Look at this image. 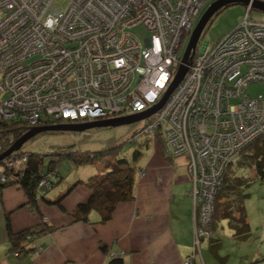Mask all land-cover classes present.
<instances>
[{
  "label": "built area",
  "instance_id": "built-area-1",
  "mask_svg": "<svg viewBox=\"0 0 264 264\" xmlns=\"http://www.w3.org/2000/svg\"><path fill=\"white\" fill-rule=\"evenodd\" d=\"M212 1L68 0L54 10L53 0H0V117L33 127L44 119L80 123L149 109L177 71L183 38ZM138 26L147 34L135 33ZM192 51L184 78L140 126L167 156L189 155L194 246L183 264H194L212 236L226 167L264 133V94L247 92L251 82H264V21L247 14ZM26 160L6 159L1 180L19 178ZM53 178L48 173L38 187H51Z\"/></svg>",
  "mask_w": 264,
  "mask_h": 264
},
{
  "label": "crops",
  "instance_id": "crops-1",
  "mask_svg": "<svg viewBox=\"0 0 264 264\" xmlns=\"http://www.w3.org/2000/svg\"><path fill=\"white\" fill-rule=\"evenodd\" d=\"M149 149L139 162L134 198L119 202L105 222L97 210L90 212L88 220L73 219L72 210L90 194L82 183L63 198L62 207L42 199L37 204L38 211L30 208L19 185L0 189V264H118L108 258L111 251L116 252L114 258L122 260L120 264H183L194 246L188 156L169 157L158 144ZM96 172L70 165L67 176L62 175L45 197L56 199L72 183L86 180ZM42 216L48 217L47 223L41 222ZM7 219L14 231L29 226L53 227L31 240L30 246H42L39 255L29 252L17 257L10 251ZM210 246V241L202 242L194 264H216L208 252L212 253ZM218 254L219 257L213 255L225 263L227 257Z\"/></svg>",
  "mask_w": 264,
  "mask_h": 264
},
{
  "label": "trees",
  "instance_id": "trees-1",
  "mask_svg": "<svg viewBox=\"0 0 264 264\" xmlns=\"http://www.w3.org/2000/svg\"><path fill=\"white\" fill-rule=\"evenodd\" d=\"M53 122L54 120L50 119L43 120L44 124H51ZM31 127L23 119L6 121L0 117V153L9 148L16 139ZM91 128H86L85 130ZM54 131L59 132L62 130ZM134 133L127 137L125 142H132L133 138L140 136V131L139 133ZM151 141V138L144 137L141 142H137V146L133 148L130 154L126 152L122 144L96 150H61L54 153L55 159L50 162L47 168H45L43 158L39 154L20 148L9 156L27 154L25 167L19 174L18 181L10 177L4 181L0 179V189L10 185H19L24 189L32 210L38 211L37 204L42 199L49 204H56L62 207L63 198L76 185L82 183L89 188L90 194L86 200L79 202L72 210L73 219L88 220L90 212L97 210L100 213L101 221L105 222L112 217V213L119 202L134 198L137 175L141 168L139 162L150 148ZM158 145L160 146L159 142ZM9 156L0 160V169L2 165L5 166L4 161ZM238 156L235 164L230 163L226 167L223 173L222 185L216 192L212 228L216 229L221 219L228 218L230 225L236 230V237L242 239L249 230V225L246 222L244 208L245 193L243 189L250 184L253 178L240 170L243 167H253L256 177L264 179V133L244 146ZM64 160H68L71 166L91 164L96 167L97 172L86 180L80 179L75 181L58 198L49 199L45 196L52 187L42 190L38 187V182L46 172H53L55 178L51 182L53 185H56L62 178V175H64L60 171L61 163ZM6 171L8 172L7 169ZM7 227L10 250L17 251L19 254L13 252L17 257H23L36 248L29 245L32 239L48 229H53L52 226L46 225L42 229L29 226L14 231L11 229L8 219ZM209 241L211 242L212 253L219 257L220 240H214L211 236ZM102 249L106 250V246L102 245ZM112 261L118 264L122 263V260L119 258L112 257Z\"/></svg>",
  "mask_w": 264,
  "mask_h": 264
},
{
  "label": "rangeland",
  "instance_id": "rangeland-1",
  "mask_svg": "<svg viewBox=\"0 0 264 264\" xmlns=\"http://www.w3.org/2000/svg\"><path fill=\"white\" fill-rule=\"evenodd\" d=\"M67 3L68 0H53L52 7L54 10L63 9L67 5ZM1 14H2V9L0 8V16ZM247 14L252 19L264 21L263 10L258 9L256 7H251L249 9L248 5L244 3H232L221 7L217 12H215L212 15V17L207 22L206 26L203 28L196 44L197 49L199 50L205 41L214 42L224 33L238 26L243 21V19ZM196 24H194V27L196 26ZM132 30L135 33H137L139 36H143L147 34V31L141 26L134 27L132 28ZM189 39H190V35L185 36L183 38V44L181 46L180 54H183ZM247 92L252 96L264 94V82H257V81L251 82L247 87ZM144 122L145 119H141L127 124L94 127L91 129H87V130L84 129L80 131H75V130H62L59 132L54 130L41 131L31 136L29 139H27L23 143L21 149L39 154L43 158L44 161L43 163L45 168H47V166L50 164L51 161H54L55 159L54 153H57L61 150L64 151L96 150V149L109 148L116 146L118 144H122L126 152L130 154L133 148L137 146L136 145L137 142L138 141L141 142V140L144 137L151 138L152 144L150 145V147H152L153 144H158L159 142V141H155L156 138H154V136L150 137L149 135L143 134L142 132H140V136H136L135 138H133L132 142H127V141L125 142V139L131 136L133 132L139 133L140 126L143 125ZM57 123H70V122H61L60 120ZM39 125H46V124L43 123ZM159 147L162 150V152L166 154L161 144ZM148 151H150V149H148ZM180 155H184V153ZM185 155L188 156V163H187L188 166L189 155L188 154ZM7 156L3 157L2 159L6 158ZM238 157L234 160V162H232V164H235V162H237ZM81 166H85L86 169L97 170L96 167L91 164H86ZM2 168H4V165H2L1 169ZM60 171L65 176H67V174L70 172V162L68 160L62 161L60 166ZM240 171L244 172L248 176H252L253 178L251 179L250 184L244 187L243 189L245 193L244 208L246 214V222L249 225V230L244 238L241 239L240 237H236L235 235L236 230L230 225L229 219L227 218L220 220L218 228L216 229L212 228V234H211L212 237L218 238L222 243V246L219 250L220 255L227 257L225 263H222L210 251H208L209 254L212 256L213 260L216 262V264H264V179H261L260 177H256V172L253 169V167H243L241 168ZM9 172L11 175V169L9 170ZM48 173L50 172H46V174H44L42 177L46 176ZM190 179L192 180L191 174H190ZM15 180L18 181L17 176H15ZM54 186L55 185L53 184L51 185V187ZM47 218H48L47 216H42L41 222L46 223L45 220L48 222ZM194 218H195V209H194ZM38 247L41 246H37L35 249H38ZM42 250L43 248L40 249L37 255H39L42 252ZM32 251L30 252L32 253ZM12 252L18 253L17 251H12ZM114 255H116V252H112L108 258H112L114 257Z\"/></svg>",
  "mask_w": 264,
  "mask_h": 264
},
{
  "label": "water",
  "instance_id": "water-1",
  "mask_svg": "<svg viewBox=\"0 0 264 264\" xmlns=\"http://www.w3.org/2000/svg\"><path fill=\"white\" fill-rule=\"evenodd\" d=\"M232 3H244L248 5V7L249 6L256 7L264 11V2L258 1V0H214L212 1L210 5L207 6V8L201 14L196 26L192 30L190 39L188 40L187 46L182 54L177 71L174 74L173 79L171 80L169 86L167 87V89L163 93V96L160 98L157 104L151 106L149 109L145 111H139V112H135L131 114L115 116V117H110V118H105V119L92 120L89 122L54 123V124L33 126L27 132L21 135L18 139H16L15 142L9 148H7L5 151L0 153V159H2L3 157L7 155H10L14 151L19 150L27 139H29L31 136L41 131H46V130L80 131V130H84L86 128H91V127H104V126L127 124V123L135 122L141 119H145L151 116L153 113H155L157 110H159L164 105V103L166 102L170 94L173 92V90L177 87V85L184 78L186 72L188 71V64L190 62L189 58L191 57L190 54L193 53L192 50L195 48L198 38L203 28L206 26L207 22L209 21V19L221 7L226 6L228 4H232Z\"/></svg>",
  "mask_w": 264,
  "mask_h": 264
}]
</instances>
